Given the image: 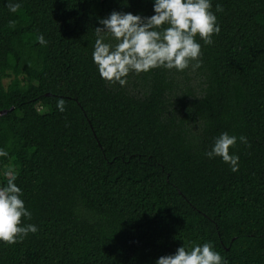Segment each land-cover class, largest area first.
Returning <instances> with one entry per match:
<instances>
[{
	"label": "trees",
	"instance_id": "obj_1",
	"mask_svg": "<svg viewBox=\"0 0 264 264\" xmlns=\"http://www.w3.org/2000/svg\"><path fill=\"white\" fill-rule=\"evenodd\" d=\"M8 2L0 187L16 177L38 231L0 242V264H156L209 242L227 264H264V0H210L220 31L196 37L201 66L124 86L99 75L94 29L113 11L151 17L154 0ZM225 132L235 172L205 155Z\"/></svg>",
	"mask_w": 264,
	"mask_h": 264
},
{
	"label": "clouds",
	"instance_id": "obj_2",
	"mask_svg": "<svg viewBox=\"0 0 264 264\" xmlns=\"http://www.w3.org/2000/svg\"><path fill=\"white\" fill-rule=\"evenodd\" d=\"M7 7L16 13L21 5L9 0ZM210 0H154V15L142 18L132 13L113 11L99 23L103 27L95 30L97 39L94 44L92 59L99 75L109 83L124 86L130 72L137 74L155 68L184 71L190 64L193 70L201 65V45L198 36L207 45L213 43L212 37L218 34L217 18L211 10ZM217 11L222 8L217 5ZM9 26H13L10 21ZM106 36H111L115 45L105 43ZM45 44L43 36L38 37ZM195 61L196 63H192ZM66 101H57V109L65 111ZM247 143L246 137H239ZM237 137L222 133L215 139L207 158L220 157L222 161L238 170L239 157L231 155L229 149L235 146ZM7 153L0 150V156ZM13 175L7 185L0 187V242L13 245L22 241L29 233H36L35 225L24 224L25 218L31 219L21 198V189L14 183ZM156 264H227L220 254L213 250L212 244L194 245L190 250L184 246L174 255L161 256Z\"/></svg>",
	"mask_w": 264,
	"mask_h": 264
},
{
	"label": "water",
	"instance_id": "obj_3",
	"mask_svg": "<svg viewBox=\"0 0 264 264\" xmlns=\"http://www.w3.org/2000/svg\"><path fill=\"white\" fill-rule=\"evenodd\" d=\"M6 110L3 109V110H0V114H3Z\"/></svg>",
	"mask_w": 264,
	"mask_h": 264
}]
</instances>
